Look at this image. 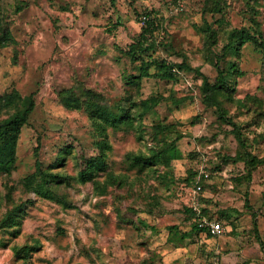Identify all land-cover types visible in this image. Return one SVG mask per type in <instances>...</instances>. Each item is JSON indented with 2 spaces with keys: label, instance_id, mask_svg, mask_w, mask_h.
<instances>
[{
  "label": "rangeland",
  "instance_id": "374dc122",
  "mask_svg": "<svg viewBox=\"0 0 264 264\" xmlns=\"http://www.w3.org/2000/svg\"><path fill=\"white\" fill-rule=\"evenodd\" d=\"M0 96V124L34 103L0 173V223L22 208L0 264H264V0H0Z\"/></svg>",
  "mask_w": 264,
  "mask_h": 264
},
{
  "label": "trees",
  "instance_id": "16d2710c",
  "mask_svg": "<svg viewBox=\"0 0 264 264\" xmlns=\"http://www.w3.org/2000/svg\"><path fill=\"white\" fill-rule=\"evenodd\" d=\"M247 30L248 29L246 28L237 29L233 31V36H235V38L239 40L241 43H244L249 40L256 41L254 36L250 35ZM257 45L261 46V43H257ZM228 49L229 46L223 47L221 50V55L218 56L216 62L217 74L213 82L212 83L205 82L203 85V101L209 106L216 104V100L214 97L215 93H217L216 91L221 90L225 87L224 70L219 62L221 61V59H223L226 56ZM164 63L165 62H162V64ZM164 69L165 70L163 74L166 77L172 74V72L177 71L174 66H170V65L166 66ZM26 100L27 103L29 104L24 110L17 112L14 116L7 119L5 123L0 124V173L9 171L13 167V164L15 162V150H16L19 127L26 121V118L28 114L32 111L34 105L31 96L27 97ZM1 101H2V96H0V103ZM3 101H5V99H3ZM68 105L72 107H77L78 103L76 100H73L71 103H68ZM94 113L96 114L97 118L103 121L104 123L115 124L120 120V118H117L114 114H112L108 110H105L102 107H95ZM232 125L233 127H235L234 124ZM236 135L238 138L240 137L238 133ZM102 148H103V144H98L97 154L95 157L93 156L86 159L84 156H81L82 158H84L85 166L81 168L78 172V178L80 181L84 182L90 180L94 175L95 171L105 169V161L102 154L103 153ZM64 155L65 152L60 153L56 159V163H61L64 159ZM47 177L57 178L58 176L55 174V175H48ZM247 178L250 179L249 175L247 176ZM21 209H22L21 206L19 205L15 206L12 210V213L7 214L5 218L1 221L0 227H4L8 225L9 221L12 222L15 216H17L16 214L19 213ZM185 211L189 215H191L192 218H194L195 214L192 208H186ZM206 218L211 220L210 217H206ZM192 228L194 231H197L198 233H203L202 230H200L197 227V224L195 222H193ZM207 235L210 236L209 234Z\"/></svg>",
  "mask_w": 264,
  "mask_h": 264
},
{
  "label": "built area",
  "instance_id": "2783aa9c",
  "mask_svg": "<svg viewBox=\"0 0 264 264\" xmlns=\"http://www.w3.org/2000/svg\"><path fill=\"white\" fill-rule=\"evenodd\" d=\"M143 19L145 20L146 18L143 17ZM192 209L196 217L197 227L202 230V232L209 234L211 237L220 236L225 233L226 230L222 222L219 221L216 223L215 221H211L202 216L196 207H193Z\"/></svg>",
  "mask_w": 264,
  "mask_h": 264
}]
</instances>
